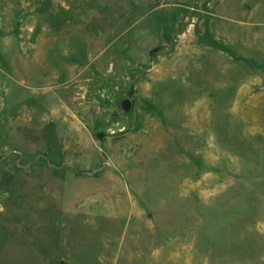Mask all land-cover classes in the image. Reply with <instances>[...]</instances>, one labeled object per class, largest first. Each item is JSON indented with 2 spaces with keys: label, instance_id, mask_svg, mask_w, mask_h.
<instances>
[{
  "label": "rangeland",
  "instance_id": "1",
  "mask_svg": "<svg viewBox=\"0 0 264 264\" xmlns=\"http://www.w3.org/2000/svg\"><path fill=\"white\" fill-rule=\"evenodd\" d=\"M0 264H264V0H0Z\"/></svg>",
  "mask_w": 264,
  "mask_h": 264
}]
</instances>
